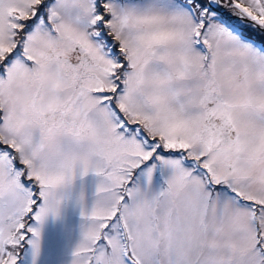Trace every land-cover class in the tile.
<instances>
[{
  "label": "snow or ice",
  "instance_id": "6c2138e0",
  "mask_svg": "<svg viewBox=\"0 0 264 264\" xmlns=\"http://www.w3.org/2000/svg\"><path fill=\"white\" fill-rule=\"evenodd\" d=\"M0 264H264V0H0Z\"/></svg>",
  "mask_w": 264,
  "mask_h": 264
}]
</instances>
